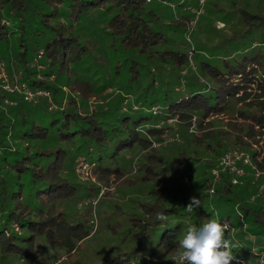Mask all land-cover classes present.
<instances>
[{
  "label": "trees",
  "instance_id": "16d2710c",
  "mask_svg": "<svg viewBox=\"0 0 264 264\" xmlns=\"http://www.w3.org/2000/svg\"><path fill=\"white\" fill-rule=\"evenodd\" d=\"M226 1L230 10L204 9L230 19L231 34L204 36L191 59L189 13L146 0H0V58L50 95L0 92V264H175L183 231L217 213L238 245L231 264H260L264 0ZM231 151L262 175L234 185L225 173L211 197L212 170ZM192 197L200 205L188 212ZM92 214L109 250L86 248L102 241Z\"/></svg>",
  "mask_w": 264,
  "mask_h": 264
},
{
  "label": "clouds",
  "instance_id": "9594fccd",
  "mask_svg": "<svg viewBox=\"0 0 264 264\" xmlns=\"http://www.w3.org/2000/svg\"><path fill=\"white\" fill-rule=\"evenodd\" d=\"M199 205L200 201L192 197L186 210L192 212ZM156 219L165 221L167 216L160 212L156 214ZM237 247L230 224L227 220L222 221L217 213L199 225H189L183 231L178 239L175 264H231L236 259L233 250ZM251 250L259 256L260 264H264V256Z\"/></svg>",
  "mask_w": 264,
  "mask_h": 264
},
{
  "label": "built area",
  "instance_id": "2783aa9c",
  "mask_svg": "<svg viewBox=\"0 0 264 264\" xmlns=\"http://www.w3.org/2000/svg\"><path fill=\"white\" fill-rule=\"evenodd\" d=\"M186 0H182L181 3H184ZM146 2L149 3H161L165 5H169L171 7H175V4L171 3L169 0H146ZM204 0H200L197 7L192 8L189 6L187 9L189 11L195 12L197 11V16L195 17L196 21H194L195 25L198 22V16L202 15L204 9ZM195 52L194 46L192 47V50L190 51V57H192V53ZM42 52L39 56V58L42 57ZM38 65V60L35 59L32 63L33 67H36ZM39 69H44V66H39ZM41 78V76H40ZM0 92L8 95H21L22 98L28 102V103H36L37 98L43 96L50 99V95L48 92L43 90H31V88L28 86L27 83L24 82L22 78V74L20 71H17V68L13 67V74L11 75L7 63L0 58ZM51 102V100H50ZM7 104L10 105H16L17 102L14 100L7 99ZM54 108V106H52ZM251 172L253 176H255V179L261 177L262 172H260L256 166V164L253 161L252 155L242 152V151H231L226 153L216 166L212 170V177L213 182L212 186L209 190L210 194H214V189L217 184H219L222 180V175L225 173H228L231 176L232 183L234 185L242 184V179L247 176L248 172ZM255 181V180H254ZM259 191L255 196H260L263 193L264 186L259 187ZM255 196L252 197V200L255 199ZM178 258V257H177ZM177 258L174 259V263L177 260Z\"/></svg>",
  "mask_w": 264,
  "mask_h": 264
},
{
  "label": "rangeland",
  "instance_id": "374dc122",
  "mask_svg": "<svg viewBox=\"0 0 264 264\" xmlns=\"http://www.w3.org/2000/svg\"><path fill=\"white\" fill-rule=\"evenodd\" d=\"M171 3L175 4L176 3L174 1H171L169 0ZM205 1V4L208 2V1H214V2H217L219 4H222L223 7H225L227 10H230L229 8V3L226 1V0H204ZM186 2H190V0H186ZM149 5H151L152 8H156L158 10H161L162 13H173V12H176L177 16H180L182 14H192L194 16V18H191V24H190V30L188 32V43L189 45H191V50H192V47L195 45H197V43L199 42V40L201 38H203L205 36V38H207L208 40L211 39V37H213V41H210V44H215L216 41H219L220 37H223V36H226L228 34H231V31L228 29V25H229V21H231L230 19L228 20H225L221 17V15L219 13H216V12H211L210 11V5L208 4V6L206 5L205 7V11H203L202 15L201 16H198L199 20L198 22L194 24V21H196L195 17L197 16V11L198 9H196L195 12L193 11H189L187 8L189 6H191L192 8H194L193 4L191 5V2H190V5H185V3L183 4V8H181V10H178V9H172L169 5H165V4H161V3H157V2H154V3H149ZM169 16H167L163 21L165 24H169L170 22V19L168 18ZM205 43H207V40L205 39L204 41ZM196 47L199 48V45H197ZM190 50V51H191ZM211 52H213L211 50ZM196 54V52L192 53L193 57L194 55ZM211 53L209 52L208 53V57H210ZM192 59V57H191ZM193 67H195L194 65H192ZM129 96L127 98H125V101L123 103V108H124V111H128L129 110ZM129 102V103H128ZM96 106L97 104L92 102L90 104V109L91 110H95L96 109ZM56 108V107H55ZM138 107L136 105H134L133 107V110H137ZM172 122V121H171ZM173 138V136H168L166 139L167 141L168 140H171ZM181 136H179V142L181 140ZM88 168H86V166H83L82 168H80L78 171L80 177L83 179V181L87 180V174L85 173V171H87ZM261 180V179H260ZM264 180V179H263ZM262 180V181H263ZM92 195V198H91V201L93 202V206L95 209H98L99 208V203H100V199H99V196L95 193V192H92L91 193ZM214 195V194H212ZM211 195V197H212ZM106 206V205H105ZM94 210V209H93ZM95 214V210H94V213ZM92 214V219L93 222L90 224V227L92 229V231L94 232L95 235L97 236H100L102 241H94L92 243H90L89 247H86L88 248L89 251L91 250H94V249H98L99 247L101 246H106V248L109 250V241L111 240V238L109 237V235H107V231L105 229V227L103 225H101L100 223V219L99 217L97 216L94 217V215ZM232 236H234V231L232 232ZM252 238V237H251ZM105 241L108 242L105 243ZM14 264H22V263H14Z\"/></svg>",
  "mask_w": 264,
  "mask_h": 264
}]
</instances>
